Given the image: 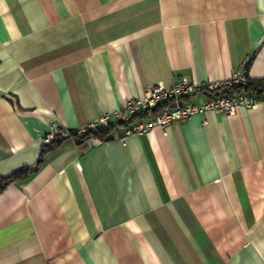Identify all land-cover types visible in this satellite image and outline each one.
<instances>
[{"label": "crops", "instance_id": "crops-1", "mask_svg": "<svg viewBox=\"0 0 264 264\" xmlns=\"http://www.w3.org/2000/svg\"><path fill=\"white\" fill-rule=\"evenodd\" d=\"M242 69L264 80V0H0V178L31 169L0 191V264H264V104L41 144Z\"/></svg>", "mask_w": 264, "mask_h": 264}, {"label": "built area", "instance_id": "built-area-1", "mask_svg": "<svg viewBox=\"0 0 264 264\" xmlns=\"http://www.w3.org/2000/svg\"><path fill=\"white\" fill-rule=\"evenodd\" d=\"M246 69H242L224 80L191 82L180 77L166 87L162 83L151 85L142 98L128 100L121 110L102 114L88 126L75 130L79 136L112 124L113 118L124 124L121 140L131 135L141 136L156 127L168 129L176 122H183L205 112H218L226 117L235 115L239 109L255 110L264 104V94L257 96L244 91L229 93V89L243 87L249 81ZM162 106L155 115L142 120L132 117L146 110ZM69 131L60 123L49 125L48 132L42 137L41 144L48 146L56 137L66 138Z\"/></svg>", "mask_w": 264, "mask_h": 264}, {"label": "trees", "instance_id": "trees-1", "mask_svg": "<svg viewBox=\"0 0 264 264\" xmlns=\"http://www.w3.org/2000/svg\"><path fill=\"white\" fill-rule=\"evenodd\" d=\"M247 92L251 94H255L257 96H261L264 94V80H249L248 83L243 87H236L229 89V93H235V92ZM162 108V106H159L155 108L154 110H146L144 112H141L140 114H137L132 117V120H139L146 118L148 115H155L159 112V110ZM118 126H124L123 123H117V124H110L107 127H101L94 131H88L86 134L79 136L75 130H68L69 136L66 138H60L56 137L48 146H43V152L52 149L57 143L71 139L74 141H82V140H98L100 142L107 140L110 138V135L114 129H116ZM31 174V169L28 167H25L21 170H18L11 175L0 178V191L4 189L7 185L22 181L24 179H27L29 175Z\"/></svg>", "mask_w": 264, "mask_h": 264}]
</instances>
